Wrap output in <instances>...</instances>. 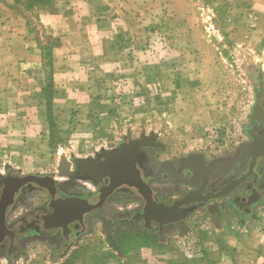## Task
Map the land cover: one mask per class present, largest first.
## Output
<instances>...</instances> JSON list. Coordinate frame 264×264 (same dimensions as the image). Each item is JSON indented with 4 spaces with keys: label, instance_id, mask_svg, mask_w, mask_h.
<instances>
[{
    "label": "rangeland",
    "instance_id": "1",
    "mask_svg": "<svg viewBox=\"0 0 264 264\" xmlns=\"http://www.w3.org/2000/svg\"><path fill=\"white\" fill-rule=\"evenodd\" d=\"M96 1L101 8L80 10L87 23L70 38L61 37V45L71 40L64 52L71 56L61 57L58 70L52 51L59 40L33 26L43 48L41 69L31 89L0 99V177L49 175L65 185L71 179L61 175L63 162L94 159L143 138L155 140L147 151L158 162L196 156L207 167L234 163L250 140L245 129L254 94L264 85L258 35L247 49V30L217 0ZM84 183L86 192L96 186L92 180L75 185ZM137 201L117 194L69 247L58 239L31 242L28 258L9 263L2 256L0 264H131L138 258L145 264H186L204 256L207 240L198 236L162 237L156 229L119 223L111 230L114 250L103 222L130 217L139 209ZM258 211L264 216V206ZM195 212L209 215L202 207ZM194 216L188 217L192 225ZM207 228L200 225L199 233ZM209 238L212 247L221 241Z\"/></svg>",
    "mask_w": 264,
    "mask_h": 264
},
{
    "label": "flooded vegetation",
    "instance_id": "2",
    "mask_svg": "<svg viewBox=\"0 0 264 264\" xmlns=\"http://www.w3.org/2000/svg\"><path fill=\"white\" fill-rule=\"evenodd\" d=\"M245 130L250 140L234 163L207 167L204 158L196 156L158 162L147 151L156 147L155 140L143 138L125 141L94 159L66 162L61 175L71 181L65 185L55 176L6 173L0 177V259L3 256L13 263L28 258L31 242L58 239L69 247L72 239L86 234L92 218L117 194L135 197L139 209L120 220L106 212L113 219L103 222L110 235L115 223L132 230L137 226L151 232L156 229L162 237L181 234L187 229L185 219L199 207L214 221L222 210L234 212L239 224L257 220V210L264 206V85L254 94ZM77 180H92L96 186L86 192V183L75 185ZM69 187L74 191L69 192ZM176 192L178 197L165 198ZM83 210L84 215H79ZM176 218L181 220L171 222Z\"/></svg>",
    "mask_w": 264,
    "mask_h": 264
},
{
    "label": "crops",
    "instance_id": "3",
    "mask_svg": "<svg viewBox=\"0 0 264 264\" xmlns=\"http://www.w3.org/2000/svg\"><path fill=\"white\" fill-rule=\"evenodd\" d=\"M216 4H225L236 24L247 30V49L255 34L259 46L264 49V0H217ZM99 8L96 0H0V99L33 87L43 57V48L33 31L35 23L45 34L59 40L52 51L54 66L58 70L61 57L71 56L64 53L71 40L62 41L61 45V37L70 38L77 26L87 23L86 17L80 18L81 9ZM257 212V220H249L244 225L239 224L238 216L230 210H222L217 221L211 214L206 217L194 212L193 225L188 221L189 215L185 219L187 229L181 233L182 237L198 236L207 240V245H202L204 256L201 259L193 258L186 264H264V216L261 211ZM203 223L208 226V233H199ZM210 234L221 240L217 247H212L214 243ZM212 253L217 256L216 262ZM141 261L146 262V259H134L131 264H145Z\"/></svg>",
    "mask_w": 264,
    "mask_h": 264
},
{
    "label": "water",
    "instance_id": "4",
    "mask_svg": "<svg viewBox=\"0 0 264 264\" xmlns=\"http://www.w3.org/2000/svg\"><path fill=\"white\" fill-rule=\"evenodd\" d=\"M84 160L83 159H74V162L75 163H78V162H83ZM65 163L66 162H63L62 163V165H61V169H60V171H62V169H63V166L65 165ZM130 185H132V183L130 184ZM137 185V184H136ZM115 187L117 186V185H114ZM139 185H137V187H138ZM114 189V188H113ZM100 205H98V206H95L94 208H97V207H99ZM68 212H70V210H67ZM72 212V211H71ZM71 212L70 213H67V214H71ZM86 211L85 210H83V211H80L79 212V215H84V213H85ZM56 214H57V211H56ZM59 215H61V214H59ZM59 215H57V216H59ZM61 218H63L62 217V215H61ZM181 219L180 218H176V219H174V220H172L171 222H177V221H180ZM70 222V220L69 221H66V223H69ZM169 222V221H168ZM106 232V236H107V238L109 239V240H112V238H113V236L112 235H110V233L109 232H107V231H105ZM110 246L114 249V250H116L117 249V245L114 243V242H111V244H110Z\"/></svg>",
    "mask_w": 264,
    "mask_h": 264
}]
</instances>
